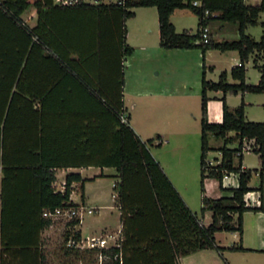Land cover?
I'll return each mask as SVG.
<instances>
[{"label": "trees", "instance_id": "1", "mask_svg": "<svg viewBox=\"0 0 264 264\" xmlns=\"http://www.w3.org/2000/svg\"><path fill=\"white\" fill-rule=\"evenodd\" d=\"M193 1H199L200 6H192ZM137 7L156 8L162 48H197L202 57L210 49L238 53L239 65L230 70L237 84L228 83L225 72L216 82L205 80L204 75L201 79L199 165L201 213H211L207 225L188 208L152 156L149 147L154 140H141L128 121L120 122L122 115L129 119L121 94L122 59L132 53L125 43V21L134 16L132 9ZM30 8L37 16L32 27L21 18ZM175 10H187L198 17L196 33L176 32L170 22ZM204 10L217 16L204 18ZM261 12L264 0L258 4H246L245 0H117L70 5L53 0H0V264H47L41 233L51 221L42 217V210L77 206L70 200L71 185L80 183L83 202V183L88 180L78 173H68L63 191H56L54 169L83 165L110 167L117 173L113 192L120 212L122 260H114L118 250L109 249L102 264H180L179 257L198 250H223L214 239V234L221 231L237 232L239 240L229 249L242 250V214L248 210L264 212V206H246L245 195L254 190L248 183L255 170L242 169V156L235 154L243 138L254 140L253 151L260 162V181L255 190L261 193L264 123L246 120L243 101L230 109L225 94L264 93V63L257 64V59L264 61V30L259 41L245 33L247 26L257 23ZM213 18L237 23L238 37L217 42L209 35L208 42L202 43L200 28ZM261 25L264 27V22ZM253 54L254 67L260 73L257 85L245 83V62ZM34 64L41 68L42 94L31 93ZM103 67L112 77H101ZM110 82L114 93L111 98L104 86ZM74 86L91 100H51L56 92ZM207 91L223 92L219 122L206 119ZM35 99L39 100L38 107ZM75 113L84 116L74 120ZM207 133L223 139L218 149L220 161L211 167L204 165L210 150ZM156 139L159 146L161 137L157 135ZM229 172L238 174L236 188L222 185L224 173ZM205 179L216 181L224 194L217 198L205 195ZM78 224L75 219L67 223L72 228ZM71 236L73 240L81 237L77 230ZM87 251L95 254L94 250ZM74 253L79 255V250L74 249Z\"/></svg>", "mask_w": 264, "mask_h": 264}, {"label": "rangeland", "instance_id": "2", "mask_svg": "<svg viewBox=\"0 0 264 264\" xmlns=\"http://www.w3.org/2000/svg\"><path fill=\"white\" fill-rule=\"evenodd\" d=\"M155 16V7L153 9ZM29 11L26 12L22 20L29 25L30 19H28ZM174 22L176 25V31L181 32L182 30H190L191 33H196L198 27V17L189 11L177 10L172 16L170 22ZM171 22V23H172ZM264 22V12L260 13L257 23L255 25L247 26L245 33L249 34L255 41H259L264 27L261 23ZM32 24V22H31ZM230 26L235 23L229 22ZM154 27H156V22H154ZM136 26V21H130L129 27L134 31ZM150 26V23H149ZM235 32V31H234ZM238 37L237 31L235 34L233 32H228L225 36V40H234ZM218 41H223V38L215 36ZM201 53L200 49L191 54L182 55L179 59L175 58L172 60V69L168 72L166 76L167 82L171 84V87L175 89V95L170 98V105L163 109L160 113L155 110H150L142 108L141 104L138 103L137 107L132 108L129 97L126 100V106L128 108L127 114L131 115L130 126L132 128L138 129L141 127V139L146 141L148 139L154 140V145L150 146V152L155 158V160L162 161L166 165L167 171L170 172L171 169L178 171L182 169L183 179L181 183H176L177 187L184 195H188L189 202L193 209L200 215L201 206V187H200V152H201V97L200 95H184L183 83H188L186 86V91H194L195 82L194 80L199 79L200 69L202 60L198 57ZM191 54V55H190ZM181 55V54H180ZM178 55V56H180ZM208 61H211L216 66L214 73H208V77L217 81L219 74L226 70L227 80L231 84H236L238 81L232 79L230 76L231 67L235 66L239 59L237 55L233 57L230 53H222L220 51H212L208 54ZM255 55H250L247 62H245V83L249 85H257L260 79V73L257 68L254 67L253 60ZM207 63V62H206ZM210 63V62H209ZM264 63L263 59H257V64L262 65ZM152 65L158 66V61L153 60ZM156 67V66H153ZM160 68H155L151 72L155 76ZM160 78H163V72L161 70ZM191 87V88H190ZM226 95V104L230 109L238 106L241 101L244 102V112L247 121L264 123V93H255L250 91H238L236 94L228 92ZM223 96L222 91H209L207 93V103L208 111L206 114V119L208 122L214 123L219 122L221 119V98ZM144 102V100H141ZM148 116V118H146ZM127 119V118H126ZM128 121V120H127ZM139 131V130H137ZM158 133V134H157ZM160 136V145L156 139V136ZM169 144H166V141ZM208 147L210 148L207 153V158L209 160H219L220 152L218 149L223 145V139L215 137L211 133H207ZM229 147H234V145H229ZM237 160V159H236ZM181 164L182 168L177 167V164ZM242 163L249 169L259 168L258 154L254 151L245 152L242 156ZM113 170V169H112ZM113 172V171H111ZM114 179L112 176H108L104 180H100L96 183L90 184V192L102 193V194H90L93 196V202L84 206L87 210L93 205L99 206L97 212L87 214L84 212L83 219V236L89 235L90 230L95 225H111L110 228H105L102 234L107 232H118L116 227V209L117 201L113 199L111 192H113L112 183ZM226 181L225 184H227ZM250 185L256 187L259 184V177L255 171H252L250 178ZM181 184V185H180ZM54 188L56 191H60L62 188L61 178L54 183ZM204 194L208 197H219L224 193L220 191L217 187V182L211 179L204 180ZM263 190H264V175H263ZM80 188L73 193V203L80 204ZM264 194V192H263ZM258 192L251 191L247 194V199H249L252 205L259 204ZM83 204V203H82ZM84 205V204H83ZM210 214V213H209ZM78 229V225L71 227L67 225L64 220H57L52 228L46 229L41 233V243L42 250L46 256L47 264H97L96 255L93 252H88L86 249H78L79 255H75L74 249L66 244V238L68 233L71 234ZM229 234L222 233L218 235V240H222L224 237H228ZM219 255L220 263L226 264L224 258L228 261H232L231 264H264V262L251 261L252 258L249 257H238L241 255H236L237 259L233 262L227 252H222ZM235 258V257H234ZM258 262V263H257Z\"/></svg>", "mask_w": 264, "mask_h": 264}, {"label": "crops", "instance_id": "3", "mask_svg": "<svg viewBox=\"0 0 264 264\" xmlns=\"http://www.w3.org/2000/svg\"><path fill=\"white\" fill-rule=\"evenodd\" d=\"M53 1L56 4H61L63 1H71V2H73V4H76V3H89V4L105 3V4H107L110 2H115L117 0H98L97 2L95 0H53ZM259 2H260V0H245L246 4H258ZM153 8L154 7L133 8L132 11L134 12V16L125 21V43H126V45H128L132 49V53L130 55H126L122 59L124 84L121 88V94H122L123 105H124V108L126 109V111H128V108L125 105L127 97H129L133 109L135 107H137L138 103L141 104L142 108H146V110L147 109L155 110V111H157V113H160L163 109L168 107L170 105V98L175 95V89L173 87H171V84L169 82H167V79H166L168 72H170L171 70L173 71V69L171 68L172 65H170L172 63V60L175 58L179 59V57L184 58V56H182L184 54L187 55L189 53H191V54L194 53V55H195V52L197 51V48H193V49H174V48L173 49H165V48L160 47L159 46V31H158L157 11L155 10V16H156V18H155L154 12H153V10H151ZM28 11H29V15L27 18L30 19L29 26L32 27L36 23V18H37L36 11L33 8L28 9L26 12H28ZM176 11L177 10H175L172 13V15L170 16V20ZM180 11H183V10H180ZM25 13L22 14L21 18H23ZM214 15L217 16V13H214ZM130 21H136V26H135L134 31L131 30L129 27ZM31 22H32V24H31ZM154 22H156V27H154V25H153ZM149 23H150V26H149ZM228 23L229 22H223V21L218 20L216 18L210 19L206 25L207 28L209 29L210 37L212 39L216 40L217 42H221V41H218L215 38V36H219L220 38H223V41H231V40H225V36H227V33L229 31L233 32L235 34V32L238 29V24L235 23L232 26H230V24H228ZM172 24H173L175 30H177L175 23L172 22ZM184 30H186V29H184ZM237 35H238V31H237ZM212 51H215V49L207 50L204 53L203 57H202L201 53L198 54V57L202 60L201 69L199 71L200 72V76H199L200 78L197 80H194L195 87H194V91H192V92L186 91L185 88L188 85V83L187 84L183 83V92L182 93L183 94L185 93L184 95H195V96L200 95V97H201V79H202L203 75H204L205 80L213 81L208 77L209 72H210V74H212L216 70V66L213 63H211V61H208L209 60L208 54L211 53ZM216 51H219V50H216ZM221 53H222V55L224 53H230L233 57H235V55H237V57H238V53L235 50L224 51ZM178 55H180V56H178ZM238 59H239V57H238ZM153 60L158 61L159 67H157V65H152ZM237 65H239V62H237L235 66H237ZM153 66H156V67H153ZM155 68H160V70L158 72H156L155 76H154L153 74H151V72L153 70H155ZM40 69H41L40 66L39 65L37 66L36 64H34V66L31 67L32 72L30 74H33V75H31V77L33 78L32 79L33 89L31 90V93L42 94L41 70ZM100 70L102 72L101 77L103 79L112 77L111 71L109 73L107 71L108 70L107 67H103ZM161 70L163 72V78H160L161 75L159 72H161ZM222 72L226 73V80H227V71L224 70ZM213 82H215V81H213ZM227 82H228V80H227ZM107 84L108 83H105L104 86L106 87V89L108 91V95L111 98L112 95L114 94L112 91V85L110 82V84H108V87H107ZM114 90H115V88H114ZM208 92L209 91L206 92V97H207ZM215 92H217V91H215ZM226 95H228V94L227 93L225 94V101H226ZM61 99H64L66 101H71V102H82V101L91 100V98H89V96L85 92L80 91L76 86H74V88L69 89V90L64 91V92L61 91V93L56 92V94L52 95L51 100L58 102ZM141 100H144V102H141ZM34 102H35V107H38L39 106V100L35 99ZM200 111H201V109H200ZM207 111H208V103H207ZM221 114H222V105H221ZM83 116H84L83 114L81 116V115H76V113H75L74 115L72 114V119H74V120L79 119ZM146 118H148V116H146ZM130 120H131V115L129 114L128 122H130ZM129 125H130V123H129ZM131 128H132V126H131ZM137 128L138 129H135V128H132V129L137 134V136L141 139L140 134L143 131L141 130L140 126ZM137 130H139V131H137ZM35 133L37 134V132H35ZM35 140H36V136L34 137V141ZM165 141H166V144L168 145L169 141L168 140H165ZM157 161L159 162V164L162 167L165 175L168 177L170 182L173 184L174 188L177 190V192L179 193V195L181 196V198L183 199L185 204L188 206V208L192 212L196 213V215H197V212L195 211V209H193V207H191L192 205L189 202L190 199H189L188 195H184L176 185V183L182 182V179L184 176L182 173L183 172L182 169L178 170V171L171 169L169 172L166 169V165H164V163H162V161H160V159L159 160L157 159ZM234 161L236 162V159ZM177 167L182 168L180 163L177 164ZM241 168L249 169L242 163V161H241ZM259 168H260V162H259ZM259 168L253 169V170H255L258 177H259ZM112 169L113 168H110V167H103V168L93 167V166L85 167L84 165L81 167H67V168H61V169H54V174H55V178H56L55 183L59 180V178H61V183H63L65 176L68 173H78L80 175L81 179H88L87 181H85L83 183L84 199H83V202L81 201V203H80V204L83 203L84 206H87L88 204L93 202V196L90 194H102L100 192H98V193L90 192V189H89L90 184L96 183L100 180H104L108 176H112L114 179V181L112 183V188H113V185L117 181V177H116L117 173H116L115 169H113V170ZM111 171H113V172H111ZM2 177H3L2 169L0 167V211H1V181H2ZM259 181H260V179H259ZM237 186H238V180L232 181L231 188H236ZM248 186L251 188H254V190H251V191H256L259 194V196H258L259 204L258 205H256V204L252 205L251 204L248 207H259L261 204L264 206V194H263L264 190L262 189V192H261L262 194H261L259 191L255 190V188H257V186L252 187L250 185V183H248ZM71 187L73 190L70 194V200L72 202H74L72 196H73L74 191H76L77 189L80 188V183L74 182V183H72ZM262 188H263V186H262ZM251 191H249V192H251ZM111 194H112V197L114 199L115 193L111 192ZM201 196H202V194H201ZM245 197H247V196L245 195ZM214 198H217V197H214ZM80 204H78V205H80ZM91 208L94 209L93 212H97L99 210V206H96V205H93ZM201 208H202V204L200 206V213H201ZM115 209L117 211V213H116V220H117L116 222L117 223L115 225L117 227V230L119 231V230H121V224H120V212L118 210L117 205H115ZM209 213H210L209 211H205L203 214L201 213L200 215H197L199 218H201L203 224H205V225H207L210 222L211 213L210 214ZM110 227H111V225H109V224L95 225L90 230L89 235L102 234V231L105 228L108 229ZM77 231H79L80 235L83 236V223L82 222H80L78 224ZM107 233H113V232H107ZM116 233L114 232V234H116ZM222 233L229 234V236H228L229 238L224 237L223 241L218 240V235H221ZM214 239H215L217 246L222 247L223 250H221V251H216L214 249L198 250V251L193 252L189 255L179 257L178 262L180 264H221L218 254L222 255L223 254L222 252H227L228 255H230V258L233 260V262L235 261V259H237L236 255H241L238 257H242V258L243 257L252 258L253 260H251V261H253V262H255V261L264 262V212L248 210L242 214V234H241L242 250H230L229 249L230 247L234 246L239 240V235L237 232H224V231L216 232L214 234ZM224 261L226 264H231V262H232L230 260L228 261L225 258H224Z\"/></svg>", "mask_w": 264, "mask_h": 264}, {"label": "built area", "instance_id": "4", "mask_svg": "<svg viewBox=\"0 0 264 264\" xmlns=\"http://www.w3.org/2000/svg\"><path fill=\"white\" fill-rule=\"evenodd\" d=\"M96 2L98 0H95ZM73 4L71 1H63L61 5H70ZM192 6L199 7L200 2L199 1H193ZM215 17L214 13H210L207 10H204L203 17ZM209 40V29L207 26H202L200 28V41L202 43H207ZM120 122L126 124L127 119L124 115L120 116ZM254 140L253 139H242V144L240 147V150L236 152L235 156L239 157L242 156L245 152L253 151L254 146ZM219 160H209L207 156L204 159V165L205 167H211L215 166L219 163ZM243 169V168H242ZM238 180V174L234 172L224 173L222 177V185L223 187H231L232 181ZM226 181H228L227 184ZM62 188L64 189V182L62 183ZM61 191H63L61 189ZM247 196V194H246ZM246 206H250L251 203L247 197H245ZM93 208H89L87 210L84 209V205L80 204L77 206H61L56 207L54 209H43L42 210V217L49 219L51 221V224L46 228H52L54 223L57 220H64L67 223L71 220H78L79 223L83 219L84 212L87 214L93 213ZM77 225H74L75 227ZM45 229V230H46ZM66 244L68 247H75L77 249H86V250H94L96 255L97 264H102L104 260L108 258V255L105 251L109 249H117L118 251L113 254V259L117 260L119 263H121L122 255L120 252L121 249V234L120 230L114 234V233H104V234H98V235H87V236H81L79 240H73L72 236L68 237V240L66 241Z\"/></svg>", "mask_w": 264, "mask_h": 264}]
</instances>
